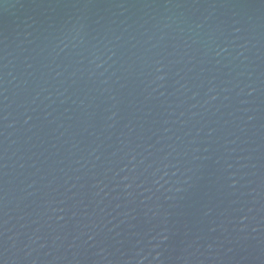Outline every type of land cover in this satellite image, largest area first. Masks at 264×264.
<instances>
[{
    "label": "water",
    "instance_id": "1",
    "mask_svg": "<svg viewBox=\"0 0 264 264\" xmlns=\"http://www.w3.org/2000/svg\"><path fill=\"white\" fill-rule=\"evenodd\" d=\"M0 264H264V0H0Z\"/></svg>",
    "mask_w": 264,
    "mask_h": 264
}]
</instances>
